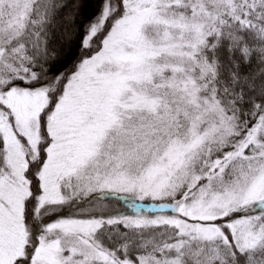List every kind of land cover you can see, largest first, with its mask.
<instances>
[{
  "label": "snow or ice",
  "instance_id": "obj_1",
  "mask_svg": "<svg viewBox=\"0 0 264 264\" xmlns=\"http://www.w3.org/2000/svg\"><path fill=\"white\" fill-rule=\"evenodd\" d=\"M0 264H264V0H0Z\"/></svg>",
  "mask_w": 264,
  "mask_h": 264
},
{
  "label": "trees",
  "instance_id": "obj_2",
  "mask_svg": "<svg viewBox=\"0 0 264 264\" xmlns=\"http://www.w3.org/2000/svg\"><path fill=\"white\" fill-rule=\"evenodd\" d=\"M89 15V11L86 9L85 10V16L87 17Z\"/></svg>",
  "mask_w": 264,
  "mask_h": 264
}]
</instances>
